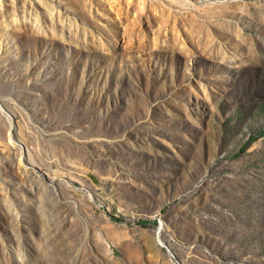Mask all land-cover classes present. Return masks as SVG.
<instances>
[{
    "label": "rangeland",
    "instance_id": "1",
    "mask_svg": "<svg viewBox=\"0 0 264 264\" xmlns=\"http://www.w3.org/2000/svg\"><path fill=\"white\" fill-rule=\"evenodd\" d=\"M0 264H264V0H0Z\"/></svg>",
    "mask_w": 264,
    "mask_h": 264
}]
</instances>
